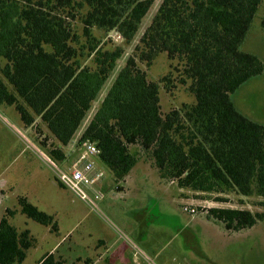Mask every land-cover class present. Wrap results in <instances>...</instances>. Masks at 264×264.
<instances>
[{"label": "trees", "instance_id": "1", "mask_svg": "<svg viewBox=\"0 0 264 264\" xmlns=\"http://www.w3.org/2000/svg\"><path fill=\"white\" fill-rule=\"evenodd\" d=\"M154 1L0 0V110L14 108L26 128L39 120L58 145L48 137L40 143L54 163L67 160L64 149L81 133L77 144L95 143L117 181L145 153L180 188L264 198V124L232 100L264 73L262 60L242 49L264 0H163L110 84L125 49L102 40L113 34L132 44ZM162 55L171 70L151 81L141 64L150 68ZM176 80L195 102L164 115L161 84L169 89ZM18 203L29 220L57 227L27 198ZM9 212L0 220V264H22L35 238ZM209 218L239 232L264 214L215 208ZM39 264L64 263L47 254Z\"/></svg>", "mask_w": 264, "mask_h": 264}, {"label": "rangeland", "instance_id": "2", "mask_svg": "<svg viewBox=\"0 0 264 264\" xmlns=\"http://www.w3.org/2000/svg\"><path fill=\"white\" fill-rule=\"evenodd\" d=\"M162 1H154L132 44L125 45L113 34L110 35L112 40L109 36L102 40L107 49L115 45H122L125 49L110 84L132 55ZM263 16L264 1L242 49L257 55L264 63ZM97 35L101 36L99 33ZM141 67L151 81H160L171 70L169 61L163 55L150 68L144 64ZM173 83L169 89L161 84L160 103L164 115L184 104L195 102L185 86L177 80ZM108 88L94 104L90 118ZM232 100L240 112L264 124V73L243 85ZM80 135L64 149L66 155L72 153ZM47 137L49 145L54 142L58 146L39 120L34 126L26 128L20 123L14 108L0 110V220L10 216L9 211H15L16 215L10 217L12 224L19 231L28 229L35 238V247L28 251L24 264H37L53 249L55 260L64 264H91L98 258L92 253L97 247H103V241L108 249L100 260L101 264H264V221H259L251 229L235 232L228 231L221 221L209 218V211L215 208L264 214V198L243 197L235 192L225 195L200 193L180 188L178 184L162 179L150 157L142 153L138 164L124 181H117L98 160L97 165L104 173L103 181L109 182L116 190L113 195H119L117 189L120 186L132 188L131 194H134L137 186L145 188L154 197V200L148 198L146 201L150 214H146V210H136L133 198L129 196L113 198V208L109 207L111 200H98V207L94 208L58 183L53 164L61 168L66 165L49 159L40 145ZM73 158L72 153L70 159ZM101 183L96 188L103 192ZM183 193L191 194L192 205L182 199ZM21 197L27 198L39 210L53 215L57 227H44L21 215L18 203ZM185 206L193 208L195 213L185 212ZM116 209L121 212L118 214L120 218ZM131 212L142 214L146 219L142 236L139 230L131 228L121 219L134 217ZM101 250L104 251V248Z\"/></svg>", "mask_w": 264, "mask_h": 264}, {"label": "built area", "instance_id": "3", "mask_svg": "<svg viewBox=\"0 0 264 264\" xmlns=\"http://www.w3.org/2000/svg\"><path fill=\"white\" fill-rule=\"evenodd\" d=\"M72 153L74 158L70 159ZM72 153L67 155V160L63 163L65 168L53 164L57 181L78 199L96 208V202L104 196L103 192L96 188L104 179V173L97 165V160L100 161V151L95 143L85 141L79 145L76 143ZM184 211L195 213L190 206H185Z\"/></svg>", "mask_w": 264, "mask_h": 264}, {"label": "crops", "instance_id": "4", "mask_svg": "<svg viewBox=\"0 0 264 264\" xmlns=\"http://www.w3.org/2000/svg\"><path fill=\"white\" fill-rule=\"evenodd\" d=\"M131 172H130V174H131ZM171 183L174 184L175 182H171ZM112 188H113V186H111V184L109 182H105V181H103L101 183V186H100V189L103 190L104 195H105L102 198L103 201L104 202H106V201L109 202L110 200L112 201V203L109 202V207L110 208H113V198H118L119 196L120 197L121 196H125V197L129 196L130 198H133V206H136L135 207L136 210H138V211L146 210L147 211L146 214H148V213L150 214V211L148 210V207L146 205V201L148 200V198H151V200H154V197L152 195H150L149 193H147L146 190H144L145 188H143L141 185L140 186H137L134 189V194H131L132 191H133L132 188H130V187L125 188V187H121L120 186L117 189L118 194H119L118 196L116 194L113 195V193H115L114 191H116V190H113ZM182 197H183L182 199L184 201L188 202L186 204L192 205L191 194L183 193L182 194ZM116 213H117V215L118 214H121L120 210H118V209H116ZM131 213L134 215V217L127 218V219L121 217V219L123 221H125V223L129 224V226L131 228H134L136 231L139 230L138 231V232H140L139 235L142 236L144 234L143 233L144 232L143 231V227H144V224L146 223V219L143 218L142 214L140 215L139 213H136V212H131ZM176 217L178 218V216H176ZM119 218H120V216H119ZM167 232L168 233H171V232H169V230ZM105 243L106 242L103 241V247H101V246L97 247L96 248L97 250L94 251V253H92L94 255H97L98 258L97 259H94V261L91 264H101L100 260H102L103 255L105 254V250L108 249L106 246H104ZM102 248H104V251L101 250ZM47 254H53L54 255V249L52 251H50L49 253H47ZM41 260L38 261L37 264H39L41 262ZM22 264H24V263H22Z\"/></svg>", "mask_w": 264, "mask_h": 264}]
</instances>
